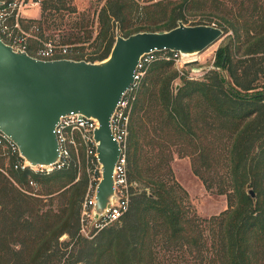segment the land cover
I'll use <instances>...</instances> for the list:
<instances>
[{
    "label": "trees",
    "instance_id": "trees-1",
    "mask_svg": "<svg viewBox=\"0 0 264 264\" xmlns=\"http://www.w3.org/2000/svg\"><path fill=\"white\" fill-rule=\"evenodd\" d=\"M191 2L181 0L178 12L163 9L167 19L154 24L137 19L148 17L161 1L142 5L137 0H104L96 17H91L80 12L73 0H42L41 17L29 27L37 28L44 40L45 30L66 25V14L70 18L80 14L67 23L59 44L69 45L74 59L95 62L110 55L117 34L127 37L140 31L169 30L179 21L188 23L184 12H193ZM251 5L246 23L253 22L254 27L245 36L230 20L228 27L218 24L225 34L229 28L233 33L217 50L218 69L210 70L204 79L184 78L173 91L176 73L168 72L173 61L158 60L149 66L130 119L127 155L133 185L129 210L120 220L96 234L90 228L92 238L81 232L90 185L85 167L80 175L76 168L45 176L11 170L21 187L35 178L41 186L36 194L22 191L0 171V264H165L159 257L161 245L169 253L197 250L205 264H264V0ZM57 14L59 24L53 21ZM95 22L96 32L91 28ZM199 23L203 22L190 24ZM86 41L93 47L91 52L79 45ZM36 51L30 43L28 53L35 56ZM148 99L153 102L150 106ZM150 107L161 112L157 132L166 125L171 136L184 144L186 150L180 155L192 156L194 173L208 189L219 186L218 192L227 195L228 209L208 219L190 216L189 194L174 179L170 183L147 176L146 187L138 189L135 176L142 171V139L147 129L143 112ZM219 131L224 132L226 144L225 175L218 181V175H212L216 148L210 138ZM4 163L0 157V166ZM167 168L172 173L169 161ZM64 234L69 240L61 242Z\"/></svg>",
    "mask_w": 264,
    "mask_h": 264
},
{
    "label": "water",
    "instance_id": "water-1",
    "mask_svg": "<svg viewBox=\"0 0 264 264\" xmlns=\"http://www.w3.org/2000/svg\"><path fill=\"white\" fill-rule=\"evenodd\" d=\"M224 36L221 27L188 25L117 34L110 55L100 61L44 60L15 50L0 35V130L32 165H49L60 156L56 126L61 116L80 113L97 120L95 140L102 164L95 216L108 210L115 195L113 173L121 154L111 120L122 96L134 84L145 54L171 50L197 54ZM249 193L256 194L253 189Z\"/></svg>",
    "mask_w": 264,
    "mask_h": 264
},
{
    "label": "rangeland",
    "instance_id": "rangeland-1",
    "mask_svg": "<svg viewBox=\"0 0 264 264\" xmlns=\"http://www.w3.org/2000/svg\"><path fill=\"white\" fill-rule=\"evenodd\" d=\"M137 1H139L142 5H152L157 1H161L162 5L154 8L148 17L144 16L138 18L137 22L163 24L167 19V17H165L166 13H168L170 9L173 8L176 9L177 12L179 11V3L181 0ZM253 1L254 0H192L191 5L193 7V12L188 10L184 12L188 19V23L185 24L191 25L190 23L198 22H203L199 24H204L206 22L211 23L208 25L218 26V24H223L224 27H228L229 25L227 20H230L236 23L237 26L241 27L245 36L246 30L254 27L253 22L246 23L252 13L253 7L251 3ZM73 3L77 6L80 12H86L87 15L91 14V17H96V9L104 3V0H73ZM163 9H166L167 12L165 13ZM39 13L41 14V5L27 8L24 11V15L26 17L23 21L24 26L27 28L32 23V20L39 19ZM79 15L80 14H72L70 18L69 14H66L64 19L66 25L61 26L60 29L51 27L49 30H45L46 38L44 40L38 36L37 28H34V26L29 27L28 30L32 35V37H30L29 43H31L37 50L43 46L44 41L49 39H53L59 43L62 31L66 29V26H68L67 23L72 19H78ZM53 21H55L57 24L61 22L58 14ZM91 28H93L96 32L97 23L95 22L94 25L92 24ZM229 29L230 31L227 34H225L224 31V36L221 39L204 49L202 52L187 57V59H189L188 62L173 61V66L168 70L169 73H176V77L171 83V88L173 91L179 88L184 78L189 79L191 76H196L197 78L194 80H201L204 79L210 70L218 69L215 65L216 53L221 45H224L228 42V35L233 33V29ZM243 40L245 39L243 38ZM79 45L86 47L85 52H91L93 50V47L90 46V41H86ZM239 55L240 53H238V57ZM245 57H247V55ZM261 62L263 63L262 65H264V60ZM222 73L227 78H229L228 72L226 70H223ZM152 104V99H148L147 105L150 106ZM143 113L142 122H144L147 129L144 133L145 137L142 139V171L138 177L135 176V180L137 181L135 185L137 184L136 186L138 189L140 190L146 187L145 181L147 176L155 178L163 177L170 183H174V179L189 194L187 210L189 211L190 216L195 214L200 219H208L228 209L229 203L227 195L218 192L219 186L216 184L213 189H208L203 180L194 173L192 156L180 155L186 150L184 148V144L171 136L170 130H168L166 125L164 126V129H158L157 132V124L160 125V121L158 120L162 119L161 112L150 107ZM207 131L209 132L210 130L207 129L206 132ZM211 136L212 137L210 138V141L216 148V153L213 156L214 158L211 160L214 163V172H212V175H218L216 178L219 181V179L225 175L223 149H225L226 139L223 131L215 132ZM167 161L170 163L172 173H170L167 168ZM23 187L31 190L26 185ZM147 189L150 191V188L147 187ZM39 190H41L40 185L35 189V191L39 192ZM88 223L89 222H87V224ZM91 227L92 226L90 223L88 226H86L88 234L92 230H90ZM99 231L100 230L96 231L95 234ZM82 233L84 234V232ZM64 240H69L67 234H64L60 238L61 242ZM158 250L160 251L159 257L164 261L165 264H205L201 258V254L197 250L189 251V249L185 248L183 251L169 253L162 249V245L158 247Z\"/></svg>",
    "mask_w": 264,
    "mask_h": 264
},
{
    "label": "built area",
    "instance_id": "built-area-1",
    "mask_svg": "<svg viewBox=\"0 0 264 264\" xmlns=\"http://www.w3.org/2000/svg\"><path fill=\"white\" fill-rule=\"evenodd\" d=\"M42 0H0V35L2 39L15 50H29V40L32 35L24 26L26 18L24 11L29 7L40 6ZM35 57L44 60H53L71 57V48L66 44H59L53 39L43 42ZM34 56V55H33ZM158 60L188 62L187 56L181 52L164 50L145 54L137 69L134 84L122 96L121 101L115 110L111 129L114 139L119 143L121 154L115 165L113 180L115 195L107 211L99 218L95 216L96 193L98 184L102 178V164L98 158L97 142L95 140V129L98 126L97 120L80 113H70L61 116L56 126V134L59 142L58 160L49 165H32L20 151L19 146L6 134L0 130V157L4 159V165L0 166V171L10 177L14 183H18L11 177V170L19 172H30L37 176H45L54 171L76 168L79 175L83 169L90 175V185L87 190L83 204L81 216V232L88 237L86 226L91 224V228L96 231L102 230L106 226L120 220L130 207V188L133 185L128 173V135L130 130V119L137 100L138 90L145 77L149 66ZM191 76L189 79H196ZM28 188L20 187L24 192L36 194L35 189L39 182L35 178H30L26 184ZM87 222H89L87 224Z\"/></svg>",
    "mask_w": 264,
    "mask_h": 264
},
{
    "label": "bare ground",
    "instance_id": "bare-ground-1",
    "mask_svg": "<svg viewBox=\"0 0 264 264\" xmlns=\"http://www.w3.org/2000/svg\"><path fill=\"white\" fill-rule=\"evenodd\" d=\"M193 54H188V55H185V56H187V57H190V56H192ZM194 60V59H193Z\"/></svg>",
    "mask_w": 264,
    "mask_h": 264
},
{
    "label": "crops",
    "instance_id": "crops-1",
    "mask_svg": "<svg viewBox=\"0 0 264 264\" xmlns=\"http://www.w3.org/2000/svg\"><path fill=\"white\" fill-rule=\"evenodd\" d=\"M40 15H41V14L39 13V15H38L39 18H40Z\"/></svg>",
    "mask_w": 264,
    "mask_h": 264
}]
</instances>
